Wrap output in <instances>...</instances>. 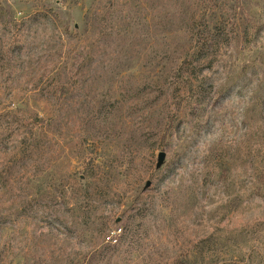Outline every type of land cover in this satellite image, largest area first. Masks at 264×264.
I'll use <instances>...</instances> for the list:
<instances>
[{
    "label": "rangeland",
    "instance_id": "obj_1",
    "mask_svg": "<svg viewBox=\"0 0 264 264\" xmlns=\"http://www.w3.org/2000/svg\"><path fill=\"white\" fill-rule=\"evenodd\" d=\"M205 1L0 0V264H264V0L218 1L201 105Z\"/></svg>",
    "mask_w": 264,
    "mask_h": 264
},
{
    "label": "trees",
    "instance_id": "obj_2",
    "mask_svg": "<svg viewBox=\"0 0 264 264\" xmlns=\"http://www.w3.org/2000/svg\"><path fill=\"white\" fill-rule=\"evenodd\" d=\"M218 1L219 0H215L213 5L212 0L210 3L209 0H206L203 14H201L198 20L193 22L192 49L180 62V65L174 73L176 92L179 95L178 99L181 98L179 101L189 98L192 92L200 89L198 101L201 99V105L205 103L203 83L196 84L193 74L197 75L200 73L198 70H200L199 68H201L203 64H214L215 57H212V55L219 53L224 43L227 44L226 40L228 38L224 40L223 35H225L224 31H226V27L230 24L229 17L231 10L220 6ZM211 18H214V20ZM183 88H185L186 91H182ZM171 127H173V124H171ZM169 131L171 132V129ZM224 149L225 148L219 151L216 148L220 153L217 159L219 160L218 170L221 171V173H223L225 169L228 170L225 162L228 156L224 152ZM228 263V261H225L223 264Z\"/></svg>",
    "mask_w": 264,
    "mask_h": 264
},
{
    "label": "water",
    "instance_id": "obj_3",
    "mask_svg": "<svg viewBox=\"0 0 264 264\" xmlns=\"http://www.w3.org/2000/svg\"><path fill=\"white\" fill-rule=\"evenodd\" d=\"M166 158H167V153L165 151H160L158 153L157 156V163L155 166L156 171L160 170V168H162V166L165 164L166 162ZM152 184V182L150 180H148L145 184V189H147L150 185ZM119 221V220H118Z\"/></svg>",
    "mask_w": 264,
    "mask_h": 264
}]
</instances>
